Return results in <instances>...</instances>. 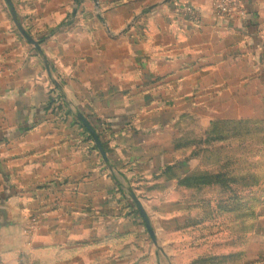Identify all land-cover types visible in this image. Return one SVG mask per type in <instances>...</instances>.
<instances>
[{"label":"crops","instance_id":"crops-1","mask_svg":"<svg viewBox=\"0 0 264 264\" xmlns=\"http://www.w3.org/2000/svg\"><path fill=\"white\" fill-rule=\"evenodd\" d=\"M11 1L18 16L31 14L26 26L36 21L44 31L59 12L70 14L75 31L28 48L11 33L0 0V264H165L133 197L159 241L173 231L157 219L181 217L178 192L204 211L217 206L207 216L228 214L218 208L226 202L219 185L180 181L226 172L223 163L215 170L207 163L212 145L226 142L210 141L213 127L232 126L241 133L229 140L240 142L243 126H264V0H240L245 18L215 17L211 0H174L199 8L197 23L178 18L172 0H77L62 8ZM53 89L68 116L50 115ZM166 205L174 211L160 209ZM38 214L36 234L25 236ZM257 217L264 234V211ZM248 249L243 264H264V248ZM242 251L210 248L201 257L242 264Z\"/></svg>","mask_w":264,"mask_h":264},{"label":"rangeland","instance_id":"rangeland-1","mask_svg":"<svg viewBox=\"0 0 264 264\" xmlns=\"http://www.w3.org/2000/svg\"><path fill=\"white\" fill-rule=\"evenodd\" d=\"M29 1L30 0H18V4L20 6H22V4L29 5ZM32 1H34L37 6L41 5L39 0ZM150 1L149 6L157 2V0ZM49 2L51 6H60L62 8L63 6L77 3V0H49ZM4 3L7 7V12L10 14V21L13 24L11 33L16 34L18 38L21 39V41L28 48H30V45L32 44L28 42V40L17 28L6 0H4ZM171 4L172 12L175 13L178 18L185 20L182 13L174 11L176 6L182 4L175 3L174 0H172ZM213 5L214 0H211L212 11ZM30 15L31 14L29 13L23 12L22 17H20L17 14V20L28 36L38 42L39 50L41 48L42 39L45 36L52 37L53 35H56V33L67 34L68 32L73 33V31H75L73 28L68 27L70 26V23L73 22L70 16H68L70 14H67L68 17H65V13H50V25L49 28L44 31H42L40 25H38L36 21L29 20V23H27L28 25L26 26L25 16L29 17ZM49 68L51 71L57 70L58 65L55 60H51L49 62ZM63 102L64 99H62L61 94L58 95V93L53 89L50 93V102L48 104L51 116H56L59 113L67 116L69 115V111L64 108L66 104ZM229 127L232 129V126H224L223 129ZM86 130L87 129L85 128V131ZM232 133L233 130H231L228 134ZM255 133L258 134V137ZM242 134L243 137H245L240 142L228 140L221 144L212 145L210 149L209 161H207L210 170H215L217 165L223 163L226 167V171H228L230 175H235L236 178L239 179V184L235 187V190L242 194V204L234 205V203H227L224 209H230V211L235 210L234 212L219 216L215 211V213H213L215 215L211 217L212 214L207 216L205 215V212L209 211V213H212V208H216L217 206H210L207 211H204L201 207H199L200 205L198 206V204H195V199L186 194V192H178V197L176 196V198L179 202L181 201V204L178 206L181 214L178 223L175 224L173 221L160 222L157 219V225H160L161 228L167 227L168 232L173 231V234H167V236L161 237L160 241L157 239L154 242L157 244V251L159 252V255H163L161 248L165 251V256L161 257V262L168 264L177 260V264H234L233 257L228 258L225 261L221 259L204 260V257H201V255H204V251L209 250L210 248H226L227 250L242 248L243 251L241 254L236 256V261L243 264V262L249 260V255L247 256V251L249 250L248 248H264V234L260 231L262 229L259 228V221L257 217V213L264 211V203L261 199V194L264 193L262 188V185L264 184V126L261 125L256 129H253V127L250 126H243ZM199 146L196 147L197 151L200 150ZM239 154L240 156L238 157ZM207 163L205 160L204 165ZM211 195H213V197L209 200L217 198V192L211 193ZM229 197L230 196L227 193L225 197L226 200ZM160 207V209H163L166 213L174 211V206L166 205ZM193 207L199 208L192 209ZM33 217H37L39 220L38 228L40 225L41 214L32 215L22 229L23 234L27 237H33L38 230L37 228L35 234L33 235L25 233V230ZM147 236L149 239L151 238L148 231ZM177 248L179 249L177 250ZM176 251L178 252L176 253ZM175 253L177 254L176 258Z\"/></svg>","mask_w":264,"mask_h":264},{"label":"trees","instance_id":"trees-1","mask_svg":"<svg viewBox=\"0 0 264 264\" xmlns=\"http://www.w3.org/2000/svg\"><path fill=\"white\" fill-rule=\"evenodd\" d=\"M219 126H215L213 127V129L211 130V138L210 141L212 142H223V141H228L229 139H231L233 137V134L236 133L239 134L241 132H235L234 133V129H229V130H224L222 128H218ZM231 130H233L232 134H228ZM225 132V133H223ZM213 134V135H212ZM239 179L236 178L235 175H230L229 172H219V173H211V174H207V175H203V176H190L187 178H184L183 180L180 181V183L183 186H187V187H194V188H199L202 185H209V186H214V185H219V187L221 189H223L222 191H224L226 194H229V198L226 200L225 203L223 204H218V208H220V210L222 209L224 212L226 213H232L235 210L230 211V209H224L225 205L228 204H232L234 203L239 205L242 204L241 199L242 197L240 196V199L236 198L235 196L238 195L239 192H237L235 190V185H238ZM236 199H235V198ZM229 256H224V257H216V256H211V257H205L203 258L204 260H211V259H221V260H226L228 259ZM232 258V257H230ZM202 259V260H203Z\"/></svg>","mask_w":264,"mask_h":264},{"label":"built area","instance_id":"built-area-1","mask_svg":"<svg viewBox=\"0 0 264 264\" xmlns=\"http://www.w3.org/2000/svg\"><path fill=\"white\" fill-rule=\"evenodd\" d=\"M175 12H180L184 15L185 20L197 23L201 19V12L194 6L178 5L174 9ZM213 14L217 18H225L230 16H236L238 18H245L246 12L241 5L240 0H214ZM39 220L37 217H33L30 220V224L25 230L26 234H35L38 228Z\"/></svg>","mask_w":264,"mask_h":264},{"label":"water","instance_id":"water-1","mask_svg":"<svg viewBox=\"0 0 264 264\" xmlns=\"http://www.w3.org/2000/svg\"><path fill=\"white\" fill-rule=\"evenodd\" d=\"M10 10H11V14L13 16V20L17 26V28L20 30V32L23 34V36L28 40V42H30L32 45H34L35 47L38 48V42L34 41L32 38H30L28 36V34L25 32V30L22 28V26L19 24L18 20H17V14H16V11L13 7V4L11 2V0H6ZM79 119L80 121L82 122V124L85 126V128L87 129V131L89 132V134L91 135V137L93 138L99 152L101 153V155L103 156V158L106 157L105 155V152H104V149H103V146L101 144V141H100V138L98 136V134L96 133L95 129L90 125V123L84 118L82 117L81 115L79 116ZM133 200L136 204V207H137V210L139 211V213L141 214L143 220H144V223H145V226H146V229L151 237V239L155 242L156 241V238H155V234L151 228V225L149 223V219H148V216L143 208V206L141 205V203L138 201V199L136 197H133Z\"/></svg>","mask_w":264,"mask_h":264}]
</instances>
